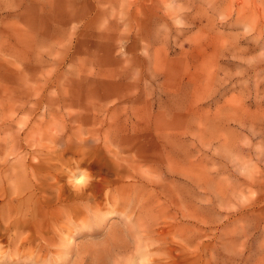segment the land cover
<instances>
[{
  "label": "rangeland",
  "instance_id": "obj_1",
  "mask_svg": "<svg viewBox=\"0 0 264 264\" xmlns=\"http://www.w3.org/2000/svg\"><path fill=\"white\" fill-rule=\"evenodd\" d=\"M0 215V264H264V0H0Z\"/></svg>",
  "mask_w": 264,
  "mask_h": 264
},
{
  "label": "bare ground",
  "instance_id": "obj_2",
  "mask_svg": "<svg viewBox=\"0 0 264 264\" xmlns=\"http://www.w3.org/2000/svg\"><path fill=\"white\" fill-rule=\"evenodd\" d=\"M20 191H26L24 188H20V189H17V192H20ZM19 201V200H18ZM9 218H13L14 217V220L13 222L11 223V227L15 229V233H19V230H20V219L17 218L18 215H16L15 213H12L10 212L9 215H7ZM0 217H2L0 215ZM19 242V240L17 239V237H15L14 241L12 242L13 245H17ZM13 255H17V250H14L13 251Z\"/></svg>",
  "mask_w": 264,
  "mask_h": 264
}]
</instances>
